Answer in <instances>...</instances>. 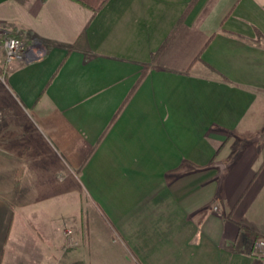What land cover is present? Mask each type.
Segmentation results:
<instances>
[{"label":"crops","instance_id":"obj_1","mask_svg":"<svg viewBox=\"0 0 264 264\" xmlns=\"http://www.w3.org/2000/svg\"><path fill=\"white\" fill-rule=\"evenodd\" d=\"M67 228L74 263L261 264L264 0H0V264Z\"/></svg>","mask_w":264,"mask_h":264},{"label":"built area","instance_id":"obj_2","mask_svg":"<svg viewBox=\"0 0 264 264\" xmlns=\"http://www.w3.org/2000/svg\"><path fill=\"white\" fill-rule=\"evenodd\" d=\"M3 46L6 62L8 64L17 60H40L45 55V51L40 45L34 44L29 46L25 44L19 37L15 36L5 37ZM65 233L66 237L68 238V246L73 247L75 245L73 231L71 229H67ZM251 253L255 258L259 259L261 264H264V239L253 243Z\"/></svg>","mask_w":264,"mask_h":264},{"label":"rangeland","instance_id":"obj_3","mask_svg":"<svg viewBox=\"0 0 264 264\" xmlns=\"http://www.w3.org/2000/svg\"><path fill=\"white\" fill-rule=\"evenodd\" d=\"M2 47L4 49V46H2ZM4 65H8V63L6 62V58H5V51H4ZM71 251H72V247L67 245L65 264H77V263H74L72 258H71V255H70ZM105 251H106L105 243L102 244L101 241L99 243H96V241H93L92 246H91V250L89 252L91 259L89 261V258L86 257V259H85L86 264H112L113 260L110 256V253L105 252ZM80 264H83V263H80Z\"/></svg>","mask_w":264,"mask_h":264},{"label":"trees","instance_id":"obj_4","mask_svg":"<svg viewBox=\"0 0 264 264\" xmlns=\"http://www.w3.org/2000/svg\"><path fill=\"white\" fill-rule=\"evenodd\" d=\"M17 37V36H16ZM158 55V54H157ZM155 57H156V55H155ZM20 176V175H19ZM250 234V236L251 237H253V239H254V242H257V241H259V240H261L262 238H259L258 236H255L254 234H251V233H249ZM77 264H80V263H77Z\"/></svg>","mask_w":264,"mask_h":264}]
</instances>
